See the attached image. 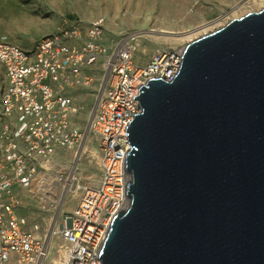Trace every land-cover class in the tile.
I'll list each match as a JSON object with an SVG mask.
<instances>
[{
  "label": "water",
  "instance_id": "95a60500",
  "mask_svg": "<svg viewBox=\"0 0 264 264\" xmlns=\"http://www.w3.org/2000/svg\"><path fill=\"white\" fill-rule=\"evenodd\" d=\"M129 202L102 264H264V7L191 40L139 88Z\"/></svg>",
  "mask_w": 264,
  "mask_h": 264
},
{
  "label": "built area",
  "instance_id": "2783aa9c",
  "mask_svg": "<svg viewBox=\"0 0 264 264\" xmlns=\"http://www.w3.org/2000/svg\"><path fill=\"white\" fill-rule=\"evenodd\" d=\"M260 2L263 8L264 0ZM104 29L101 16L67 20L30 50L0 34V264H102L99 255L108 227L128 206L126 128L141 112L133 96L152 78L171 81L182 49H157L141 63L138 34L125 35L106 51ZM98 70L95 103L82 131L77 124L81 106L72 90L90 86ZM88 129L99 139L98 185L83 183L76 166L38 175L41 159L77 145ZM49 177L52 185L44 198L59 194L61 199L77 189L79 199L53 225H30L21 210L31 190Z\"/></svg>",
  "mask_w": 264,
  "mask_h": 264
},
{
  "label": "rangeland",
  "instance_id": "374dc122",
  "mask_svg": "<svg viewBox=\"0 0 264 264\" xmlns=\"http://www.w3.org/2000/svg\"><path fill=\"white\" fill-rule=\"evenodd\" d=\"M206 0H0V34L10 41L30 50L35 42L67 20H84L101 16L105 29L103 43L106 51L127 34L136 36V55L141 63L148 61L160 48L183 51L196 37L211 32L231 18L239 17L261 7L260 0H226L214 9L200 14ZM203 9V8H202ZM204 23V24H202ZM165 28L178 33V39L167 41L172 34L152 33L151 29ZM173 42H175L173 44ZM98 73V74H97ZM4 72L0 64V86ZM99 86V70L88 87L72 90L81 106L77 124L83 131L90 118L91 108ZM84 144L87 151L84 152ZM99 139L89 129L80 143L70 148H60L50 158L51 168L39 164L38 175L55 174L59 170L76 166L83 183L91 184L89 177L100 179L98 161ZM55 185V184H54ZM56 187V186H55ZM35 189V188H34ZM33 190V189H32ZM31 190V191H32ZM55 190V189H54ZM55 193L58 192L53 191ZM61 192V191H60ZM51 193V192H50ZM80 191L73 189L60 196L35 197L31 192L21 214L29 216V224L53 225L63 214L71 211L79 199Z\"/></svg>",
  "mask_w": 264,
  "mask_h": 264
},
{
  "label": "bare ground",
  "instance_id": "6f19581e",
  "mask_svg": "<svg viewBox=\"0 0 264 264\" xmlns=\"http://www.w3.org/2000/svg\"><path fill=\"white\" fill-rule=\"evenodd\" d=\"M204 24V23H202ZM152 33H167V34H172L170 37L166 38L167 41L170 40H176L178 39V33H175L174 31H170L169 29H165V28H156L154 27L153 29H151ZM175 42H173L174 44ZM87 144H84V152L87 151ZM42 164L48 169L51 168L52 165L54 164V160H50V159H44L42 160ZM91 180V185L92 186H96L99 183L98 179H94L93 177H89ZM51 178L49 177L48 179L46 178L45 181L40 185V188H35L31 191V193L35 196V197H39L42 195V197L44 196V192L48 193L50 191V187L52 185V182L50 180ZM55 260H57L56 257H54Z\"/></svg>",
  "mask_w": 264,
  "mask_h": 264
},
{
  "label": "crops",
  "instance_id": "0c3cea01",
  "mask_svg": "<svg viewBox=\"0 0 264 264\" xmlns=\"http://www.w3.org/2000/svg\"><path fill=\"white\" fill-rule=\"evenodd\" d=\"M204 3L206 5L200 7V14L201 15L207 14L206 9H208V11H210V9L218 8L223 3V0H206ZM224 3H226V0H224Z\"/></svg>",
  "mask_w": 264,
  "mask_h": 264
}]
</instances>
